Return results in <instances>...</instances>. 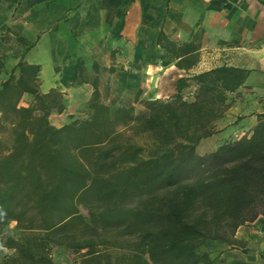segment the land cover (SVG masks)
<instances>
[{
	"label": "trees",
	"instance_id": "trees-1",
	"mask_svg": "<svg viewBox=\"0 0 264 264\" xmlns=\"http://www.w3.org/2000/svg\"><path fill=\"white\" fill-rule=\"evenodd\" d=\"M200 37L176 47L160 31L157 44L189 68ZM30 47L10 67L0 54V242L11 251L0 264H54L56 246L81 254L74 264H221L203 250L208 241L247 252L235 233L264 218V114L248 137L203 155L196 148L215 134L248 70L194 75L190 100L181 78L174 96L140 101L147 115L102 103L93 81L87 118L55 126L49 117L65 101L40 90L41 66L24 59ZM23 95L27 106L18 105ZM10 222L16 234L3 233Z\"/></svg>",
	"mask_w": 264,
	"mask_h": 264
},
{
	"label": "crops",
	"instance_id": "crops-1",
	"mask_svg": "<svg viewBox=\"0 0 264 264\" xmlns=\"http://www.w3.org/2000/svg\"><path fill=\"white\" fill-rule=\"evenodd\" d=\"M18 1L14 20L10 12L0 13V32H6L13 43L0 37V54L15 55L18 61L24 48L31 46L24 59L41 66L40 90H58L67 109L71 101L76 109H85L96 81L102 103L132 106L135 114L147 115L140 101L174 96L181 78L188 83L181 94L190 100L196 90L194 75L228 65L248 70V75L228 93L231 104L215 122V134L202 139L196 152H211L233 135L240 134L239 139L247 132L248 137L257 116L264 114V4L258 0ZM41 29L48 32L40 34ZM160 31L166 43L176 47L199 32L195 64L179 68V58L157 44ZM74 46L84 50L87 62L75 54ZM259 235H264L262 217L235 233L245 247L255 250L254 264H264V240H258ZM203 250L227 259L228 264L242 254L221 241H208Z\"/></svg>",
	"mask_w": 264,
	"mask_h": 264
},
{
	"label": "rangeland",
	"instance_id": "rangeland-1",
	"mask_svg": "<svg viewBox=\"0 0 264 264\" xmlns=\"http://www.w3.org/2000/svg\"><path fill=\"white\" fill-rule=\"evenodd\" d=\"M25 2V0H22V4ZM15 7H18V6H15L14 4H0V13H6V12H10L11 13V17L13 18L12 20L15 19V14H14V11L17 9ZM40 34H43L45 35L48 30L47 29H41L40 31ZM0 37L3 41H5L6 44H13L12 42H10V39L9 37L7 36V33L6 32H0ZM75 50V54H79L82 59H84L86 62L88 60V57L86 54H84V50L83 49H80L78 48L77 46H74L73 48ZM7 56V66L10 67L12 64H14L16 62V56ZM225 60L226 61H230V58L229 56H226L225 57ZM0 79H1V76H0ZM40 85V83H39ZM187 99L188 98H191V97H186ZM72 99V97H71ZM30 101V97L28 95H23L22 97H20L18 99V105L19 106H27L28 102ZM69 103V108L67 109L66 108V111L62 114H58V113H55V114H52L49 119H50V122L53 124V125H62L64 123H66L68 120H70L71 118H77V119H85L87 118V116L89 115V112L87 110V108L85 109H76V103H73L72 101L71 102H68ZM247 134V132H246ZM240 136L239 135H233L231 137V139H237L238 137ZM244 136V135H242ZM18 232L17 228H16V223L15 222H10L6 227H5V230H4V234H16ZM2 235H0V238H1ZM262 236L264 235H259L258 236V240H264V238H262ZM247 252L246 253H243L241 252L242 254H237V256L233 257V264H254V261L252 260L253 258L251 256H253V253H254V249H250V248H247ZM11 252V251H10ZM80 255L79 253H75V252H71V251H68L66 249H64L63 247H54L51 251V256H52V260H53V263L54 264H74L76 263L79 259H80ZM239 255V256H238ZM255 255V254H254ZM4 256V254L0 253V261H1V258ZM264 256V254H261V257ZM220 263L221 264H228L229 262L227 261V259L225 258H221L219 259Z\"/></svg>",
	"mask_w": 264,
	"mask_h": 264
},
{
	"label": "clouds",
	"instance_id": "clouds-1",
	"mask_svg": "<svg viewBox=\"0 0 264 264\" xmlns=\"http://www.w3.org/2000/svg\"><path fill=\"white\" fill-rule=\"evenodd\" d=\"M0 215L6 216V213L5 212H0ZM0 253H2L4 255H9L10 254V250L5 246V244L3 242H0Z\"/></svg>",
	"mask_w": 264,
	"mask_h": 264
},
{
	"label": "built area",
	"instance_id": "built-area-1",
	"mask_svg": "<svg viewBox=\"0 0 264 264\" xmlns=\"http://www.w3.org/2000/svg\"><path fill=\"white\" fill-rule=\"evenodd\" d=\"M242 135H247V134H246V132H244V134H242Z\"/></svg>",
	"mask_w": 264,
	"mask_h": 264
}]
</instances>
